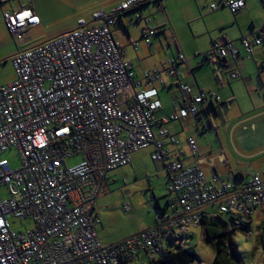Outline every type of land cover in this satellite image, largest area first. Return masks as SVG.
<instances>
[{
	"label": "built area",
	"instance_id": "built-area-1",
	"mask_svg": "<svg viewBox=\"0 0 264 264\" xmlns=\"http://www.w3.org/2000/svg\"><path fill=\"white\" fill-rule=\"evenodd\" d=\"M146 1L118 0L94 10L88 20L77 19L74 29L12 58L15 78L0 86V186H6L9 194L7 199L0 198V264H147L169 250L168 237H190L208 208L230 214L241 224L264 213V168L243 181L234 174L221 177L217 173L207 180L198 166L183 165L165 149L164 139L176 143L165 126L196 118L207 95L193 93L187 84L179 68L187 63L183 54L167 60L161 70L145 71L143 80L150 88L134 90L138 82L132 65L124 59L110 28L117 15ZM224 5L237 13L245 8V0H228ZM210 8L214 10L215 5ZM2 17L20 44L40 24L28 4L12 13L2 12ZM136 20L143 27L140 40L132 43L134 51L140 42L149 46L156 32L149 20L140 16ZM239 42L250 54L264 43V30ZM237 56L235 44L225 42L213 43L205 57L214 64ZM162 71L176 79L182 98L178 110L155 118L161 104L154 98L153 85L162 84ZM210 96L219 100L213 93ZM186 141L195 155L193 137ZM149 146L153 147L151 159L169 174L167 207L158 211L152 226L101 244L91 212L105 189L107 172L127 165L133 152ZM10 149L19 155L18 168L1 156ZM75 155L80 162L62 165ZM218 160L225 162L222 157ZM124 208L129 210L130 205ZM13 216L30 219L33 228L14 232L8 223Z\"/></svg>",
	"mask_w": 264,
	"mask_h": 264
},
{
	"label": "crops",
	"instance_id": "crops-1",
	"mask_svg": "<svg viewBox=\"0 0 264 264\" xmlns=\"http://www.w3.org/2000/svg\"><path fill=\"white\" fill-rule=\"evenodd\" d=\"M227 1L228 0H194V4L197 7L199 13L196 19L201 20L204 24L201 34H205L207 36V42L203 47H193L190 44H184L179 41V43H176L177 54H174L172 51L173 46L168 30H162L160 33L155 27L151 25L150 19L144 18L142 16V10H140V8L149 2H155L154 0L142 3L127 12L117 15L110 30L113 38L115 36L114 40L123 48L124 59L129 61L132 65L134 79L136 82H138V85H135L134 87L136 92L146 91L150 88L143 80V73L145 71H151L154 69L161 70V66L165 64L167 60L174 59L178 54H183L187 59V63L180 64L179 68L185 73L187 84L191 86L193 93L201 91L207 95L206 100L200 107V113L203 112L208 114L210 103L217 107L218 110V105L220 102H225V104H227L232 100H236L235 94L237 89H246V91H248L250 94V97H252L251 102L253 103V106L256 107V111L248 117L236 120L237 122L231 125L230 131H232V129L234 131L236 128L235 126L242 122H252L253 126L255 127L253 130H255L257 134L264 135V72H262V69L264 68V43L261 46L254 47L251 53L248 54L244 51L239 42L240 38L243 36L252 38V35H254L256 31L261 29L264 30V19L262 22V18L257 17L262 13L264 1L245 0V8L237 13H231L228 10V8L224 5ZM23 4H28L33 7L40 19V24L38 26L48 20L33 6L31 0H0V48L1 44L9 38L10 34L5 21L3 20L2 12H15ZM211 5H215L214 10L210 8ZM156 9L158 11L164 10V7L162 6V0H159ZM136 10L137 14L135 13V15H133V12ZM136 16H140L142 19L149 20V25L153 27L156 32L152 36L149 46H146L140 42L137 50L134 51L132 43L140 40L141 29L143 27V22L141 20H136ZM117 18L125 30L127 29L125 26V21L127 19L131 20L133 18V21L140 22L138 34L131 36L128 32V29L126 30L127 33L117 27L113 29L112 27H114ZM68 31L70 30L57 32L54 36L48 37L47 39L50 40L57 35ZM225 42H233L235 44L238 50V56L236 59L232 61L227 60L226 62H216L210 65L211 68L204 65V61L209 63L205 56L212 49L213 43ZM0 56H4L1 50ZM231 73H237L238 77L232 79L230 77ZM160 76L162 79V84L155 83L153 85L154 89L156 90V96L154 98L159 100L161 104V107L154 113L155 118L171 115L173 112L178 110L182 98L176 79L169 76L164 71L161 72ZM212 93L218 96V101H215L213 98H211L210 94ZM200 113L196 118L187 117L172 121L165 126L169 135L176 140L174 145L169 143L167 138L163 140L165 149L168 150V154L172 158H174L175 155L178 156L182 164L185 166H198L204 173L207 180H210L213 174L217 173L221 177H227L233 174H241L237 176V178L239 181H243V179L247 176H244L242 171L238 168L239 163L232 161L230 162L229 158L224 152H218L214 155H210V157H208L206 154V149L203 142L198 139L197 134L193 133V127H196L198 121L201 120ZM156 130L157 127H154V131ZM188 137H193L196 143L197 153L195 155H193L188 148L186 141ZM229 148L232 154L237 152L235 151L236 149L232 143L231 145L229 144ZM258 148H260L259 154L254 153L246 156L254 158L256 155H262L264 153V142ZM152 150L153 147L149 146L145 149L133 152L130 155V162L122 167H128L130 174L134 176V178H137V176L140 174H145L147 181H149L148 188L151 190V199H154L155 201L154 217H151V220L142 227H136L131 233L121 235L116 240L106 239V243L100 240L98 233L95 230L97 238L101 244L116 242L133 233L152 226L155 222L158 211L167 207L168 194L166 191V185L169 179V174L159 163H154V166L151 167L150 161L153 162L151 159ZM221 157L225 159L224 164H221L218 160ZM199 158L203 159L201 163L198 161ZM212 162H214V165L211 164ZM224 169H227V171H224ZM106 177L107 185L109 172H107ZM152 177H158L161 180L160 182L164 186L166 195L157 198L155 194V181L150 180ZM129 205L132 207L131 204ZM123 209L125 210L124 205ZM91 215L96 221L94 226L95 228L99 223L96 203Z\"/></svg>",
	"mask_w": 264,
	"mask_h": 264
},
{
	"label": "rangeland",
	"instance_id": "rangeland-1",
	"mask_svg": "<svg viewBox=\"0 0 264 264\" xmlns=\"http://www.w3.org/2000/svg\"><path fill=\"white\" fill-rule=\"evenodd\" d=\"M24 1V0H20ZM28 1V0H27ZM33 6L40 11L48 20L40 26L29 31V39L20 44L15 38L9 34V38L1 44L0 50L4 56H0V86H5L15 78V72L12 66V58L15 53L24 51L33 46L40 45L48 40V37L54 36L57 32L63 30H72L78 18L89 19L90 14L94 10L102 9L117 0H93L86 2L85 0H31ZM113 6V5H112ZM164 10L156 9V2H149L142 6V16L150 19L151 25L161 33L162 30H168L172 41V51L177 54L176 43L190 44L193 47H203L207 42V36L201 34L204 24L201 20H197L198 9L194 4V0H162ZM137 14V10L133 12ZM258 18L264 19V6L262 13ZM133 19V18H132ZM127 19L125 26L131 36L138 34L140 22ZM261 22V23H262ZM120 28L125 33V28L116 19L113 29ZM115 38V36H114ZM13 55V56H12ZM204 65L211 68V64L204 61ZM236 100H232L225 104L220 102L217 112L211 108L209 113H200L201 120L197 126L193 127V133L198 135V139L203 142L208 157L218 152H224L229 161L239 163L238 168L244 176L259 172L264 168V153L251 158L249 154H259L260 148L264 142V135L257 134L252 122H242L236 125L234 131H230L231 125L236 120L252 115L256 110L251 102L250 94L246 89L236 90ZM252 95V93H251ZM220 97V96H219ZM256 122V121H255ZM236 149L233 154L229 148V144ZM233 148V149H234ZM237 154V155H236ZM5 158L12 168H18L20 159L15 149H10L1 155ZM81 157L75 155L66 158L63 166L71 167L80 162ZM150 160V159H149ZM154 163L150 161L151 167ZM227 171V169H224ZM109 178L103 193L98 197L96 202V210L98 212L99 223L95 230L100 240L104 243L106 239L116 240L121 235L131 233L137 227H142L151 217H154V199H151V190L145 174H140L134 178L130 174L128 167L113 168L108 171ZM155 181V194L158 197L166 195L163 184L158 177L150 178ZM158 186V188H157ZM128 191V192H127ZM9 194L6 186H0V198L7 199ZM151 199V200H150ZM131 204L129 210H124L123 205ZM208 212L215 214L214 208H208ZM223 219L232 227L230 214H222ZM264 222V213L259 216L255 215L248 225V233H259L258 226ZM11 230L14 232H26L33 228L30 219L20 220L17 217L8 219ZM197 234L192 231L190 237L183 239H170L168 237L169 249L174 250L177 247H194L197 253V259L191 264H212L215 255V245L213 240H204L202 230ZM240 230H235L231 234L232 241L235 242L234 236ZM247 233V234H248ZM258 237V235H257ZM259 247L262 249L260 244ZM239 251V250H238ZM244 264H247L249 257L245 253L239 251ZM255 254V249L253 255Z\"/></svg>",
	"mask_w": 264,
	"mask_h": 264
},
{
	"label": "trees",
	"instance_id": "trees-1",
	"mask_svg": "<svg viewBox=\"0 0 264 264\" xmlns=\"http://www.w3.org/2000/svg\"><path fill=\"white\" fill-rule=\"evenodd\" d=\"M154 1L157 4L159 3V0ZM209 107L214 112H217V107L212 103H210ZM199 113L197 116H199ZM234 175L237 177L241 174ZM230 221L233 225L232 227L223 219L222 214L219 213L215 215L210 212H205L201 217L200 228L202 230V237L204 240H213L215 245V255L212 264H244L237 245L231 239V234L235 230H240L247 234L249 223H237L235 217L232 215H230ZM258 229L257 241L262 249H264V222L258 226ZM196 259L197 253L194 247H177L174 250L169 249L166 253L151 258L147 264H191Z\"/></svg>",
	"mask_w": 264,
	"mask_h": 264
},
{
	"label": "clouds",
	"instance_id": "clouds-1",
	"mask_svg": "<svg viewBox=\"0 0 264 264\" xmlns=\"http://www.w3.org/2000/svg\"><path fill=\"white\" fill-rule=\"evenodd\" d=\"M192 230L199 233L198 226H193ZM257 233L250 232L245 234L243 232H237L234 236L235 242L239 245V251L245 253L248 258L247 264H264V249H261L257 241ZM255 249V254L253 251Z\"/></svg>",
	"mask_w": 264,
	"mask_h": 264
}]
</instances>
